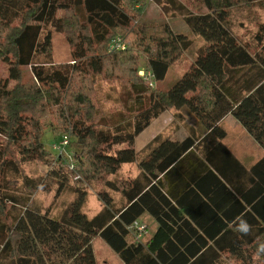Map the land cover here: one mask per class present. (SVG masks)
I'll list each match as a JSON object with an SVG mask.
<instances>
[{
	"label": "trees",
	"instance_id": "obj_1",
	"mask_svg": "<svg viewBox=\"0 0 264 264\" xmlns=\"http://www.w3.org/2000/svg\"><path fill=\"white\" fill-rule=\"evenodd\" d=\"M262 1L178 2L184 32L140 23L148 0H0V264H96L94 237L118 264H251L264 242V155L246 168L221 142L219 122L232 116L264 150V21L247 41L230 25L232 8ZM52 30L70 47L65 63L54 60ZM190 36L203 44L194 50ZM115 38L123 48H110ZM182 54L191 65L152 87ZM168 110L186 134L158 133L135 149ZM47 128L75 144L68 158L55 156L61 167L42 141ZM33 161L51 165L55 196L73 195L58 213L33 204L44 179L25 173ZM127 163L135 177L108 179ZM97 182L125 203L116 208L100 191L102 207L88 217L87 187ZM237 217L249 235L236 231ZM135 223L145 225L140 235Z\"/></svg>",
	"mask_w": 264,
	"mask_h": 264
},
{
	"label": "rangeland",
	"instance_id": "obj_2",
	"mask_svg": "<svg viewBox=\"0 0 264 264\" xmlns=\"http://www.w3.org/2000/svg\"><path fill=\"white\" fill-rule=\"evenodd\" d=\"M176 5H170L166 3V0L157 2L155 0H148L147 4L144 6L141 16L140 23H151V22H161L166 21L175 31H187V26L182 21L181 13L179 12L180 7L178 2L188 6L192 0H175ZM264 21V1L256 2L252 6L248 7H234L231 9L230 13V25L233 33L242 41H247L251 39L252 33L256 29L257 23ZM51 42H52V53L54 60L57 62H67L70 55V47L66 41L64 34L60 32L51 31ZM193 43V49H197L203 44V41L196 36H190ZM140 64H143V60L140 59ZM191 65V58L188 54H182L176 61L172 63L166 78L162 81L156 82L152 87L167 88L169 87L177 77H179L189 66ZM24 77H28L29 68L24 71ZM7 73V66L0 62V77H4ZM143 72H140V74ZM26 75V76H25ZM228 120V118H227ZM187 123H194L195 120L192 117L187 116ZM235 121V119H233ZM182 122H179L174 117V111L168 110L163 112L160 116L152 120L151 124L144 129V131L135 138L134 147L135 149L142 148L146 142L151 139L154 135L160 134H170L177 133L186 134L185 127L182 126ZM239 125V124H238ZM175 127H178L175 129ZM240 127V126H238ZM240 129H242L240 127ZM64 133H55L50 128H47L42 136V141L46 149L51 150V156L53 159L52 166L61 167L58 162H56V155L52 149V144L58 141ZM237 138V135L232 132L225 141L232 146L239 147L232 138ZM245 148V145H242ZM75 148V144L70 137L68 147L66 152L72 151ZM233 148V147H232ZM63 158H68L63 154ZM56 160V161H55ZM72 161V160H71ZM51 165H43L39 162L33 161L28 162L24 165V171L32 177H42L43 182L41 187L36 191L33 196V204L39 209H44L50 207L52 213H58L62 209V205L72 198V193L70 191L61 192L58 196H55L56 185L52 179H49L47 172ZM66 169L70 170V167L66 166ZM138 172L135 163L124 164L115 174L109 176L110 180L124 179L126 177H133ZM73 178V177H72ZM107 192L116 208L124 205V199L121 197L119 192L113 191L108 188L105 184L97 182L91 183L87 187V199L83 206V212L88 216H93L102 207V202L98 198V192ZM56 197V198H55ZM92 248L95 255L96 264H118V256L109 248V246L99 237H94L92 239ZM231 264L233 262L231 261Z\"/></svg>",
	"mask_w": 264,
	"mask_h": 264
},
{
	"label": "crops",
	"instance_id": "obj_3",
	"mask_svg": "<svg viewBox=\"0 0 264 264\" xmlns=\"http://www.w3.org/2000/svg\"><path fill=\"white\" fill-rule=\"evenodd\" d=\"M228 118V120H227ZM233 117L230 115L225 116L224 118H222V120H220L219 125L223 128V130L225 131V136L224 138L221 140V142L228 148V150H230V152L234 155V157L240 162L242 163L246 168H249L253 163H255L262 155H264V150H262L258 144L246 133V131L240 126L238 125V123L235 121H233ZM192 127H196V122L195 123H191ZM240 126L242 129H240ZM144 131V130H143ZM142 131V132H143ZM141 132V133H142ZM232 132H234L237 135V138H232V141L237 140V142H235L239 147H235L232 146V144L230 145L229 142L227 143L225 141V139L232 134ZM140 133V134H141ZM177 134V133H176ZM157 135V134H156ZM182 135V134H181ZM180 134H177L178 137H182ZM155 136V135H154ZM153 136V137H154ZM184 136V135H183ZM152 137V138H153ZM151 138V139H152ZM151 139H149L146 143H148ZM242 145H245V148L242 147ZM233 147V148H232ZM129 164V163H127ZM136 165V164H135ZM137 168V166H136ZM139 173V169L137 168ZM136 174V175H137ZM136 175H133V177H135ZM132 178V177H131ZM199 211H203V209L201 207H199ZM201 214V213H200ZM185 216L187 217V219L191 222H193L190 214H189V210L185 211ZM145 219L147 221V223L149 224V226L151 228H154V221L152 220V218L147 215L145 216ZM256 251V249H255ZM223 258H225V256L227 255L226 253L223 252ZM252 262L251 264H264V260H262V258H256L255 257V253H252ZM231 261L233 262V264H239V260H235L234 258H229L227 259V262L229 264H231ZM119 263V261H118Z\"/></svg>",
	"mask_w": 264,
	"mask_h": 264
},
{
	"label": "built area",
	"instance_id": "obj_4",
	"mask_svg": "<svg viewBox=\"0 0 264 264\" xmlns=\"http://www.w3.org/2000/svg\"><path fill=\"white\" fill-rule=\"evenodd\" d=\"M110 48H112V49L123 48V43H122L121 39L120 38L113 39L111 42ZM69 141H70V137L68 135L64 134L60 137V139L58 141H55L52 144V149L55 152L56 156L62 157L63 154H65V156H69L70 152L64 153L66 151V148L68 147ZM135 225H136V228L139 231V235H140V232L145 230V225L138 224V223H135Z\"/></svg>",
	"mask_w": 264,
	"mask_h": 264
},
{
	"label": "clouds",
	"instance_id": "obj_5",
	"mask_svg": "<svg viewBox=\"0 0 264 264\" xmlns=\"http://www.w3.org/2000/svg\"><path fill=\"white\" fill-rule=\"evenodd\" d=\"M236 231L242 236H247L252 231V226L243 217L236 218ZM264 256V242L257 245L255 257L260 258Z\"/></svg>",
	"mask_w": 264,
	"mask_h": 264
}]
</instances>
